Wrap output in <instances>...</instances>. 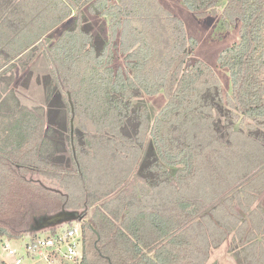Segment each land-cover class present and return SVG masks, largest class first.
<instances>
[{"label":"trees","instance_id":"trees-1","mask_svg":"<svg viewBox=\"0 0 264 264\" xmlns=\"http://www.w3.org/2000/svg\"><path fill=\"white\" fill-rule=\"evenodd\" d=\"M182 2L199 16L220 14L227 25L240 19V41L219 56V65L231 73L230 94L222 92L213 67L192 58L198 40L160 0H0V236L24 234L23 209L36 205L52 211L72 204L24 175L73 178L74 173L59 170L60 162L79 169L86 147L97 152L110 145L120 153L121 144L132 151V140L121 131L126 124L138 139L151 138L135 172L141 186L159 187L165 200L170 196L179 207L190 206V217L199 213L200 194L220 197L233 171L240 177L250 166L253 159L245 165L238 148L240 137L253 138L247 132L264 127V0ZM91 16L107 17L108 31L95 29ZM38 60L42 74L36 70L35 78L29 76L43 102L29 108L14 84ZM159 94L165 98L159 107L147 103ZM217 115L223 122L216 125ZM222 131L229 141L221 139ZM226 153L240 157L229 172ZM171 170L177 171L179 186L167 194ZM125 173L121 165L105 170V179L119 188L104 209L94 208L82 222L85 250L77 264L178 260L170 249L183 239L174 230L178 222L170 205L130 203L135 198L127 192L130 186L122 188L130 175ZM76 176L85 184L81 172ZM205 230L214 234L209 226ZM0 264L6 262L0 258Z\"/></svg>","mask_w":264,"mask_h":264},{"label":"rangeland","instance_id":"rangeland-1","mask_svg":"<svg viewBox=\"0 0 264 264\" xmlns=\"http://www.w3.org/2000/svg\"><path fill=\"white\" fill-rule=\"evenodd\" d=\"M161 3L168 8L171 12H173L175 15H177L181 20H183L185 24V28L187 31V34L190 37H193L198 40V45L194 49L192 53V58L199 59L210 65L214 68L216 75L220 79V85L222 87V92L224 94H230L232 92V79H231V73L230 70L226 67H221L219 65V56L221 53L226 50L228 47H231L232 45L238 43L240 41V29H241V21L240 19H237L228 25L224 22L222 16L220 14L218 15H208V16H199L195 14L193 11H191L183 2L182 0H160ZM95 29L100 30L103 29V27L106 28V31H108V18L104 16H91L90 17ZM106 31H104L106 33ZM61 32L57 31L56 33ZM120 63H122L121 57H120ZM40 60H38L35 64V67L31 71H27L24 74H20L18 76V80H16L14 87L16 89L17 95L23 104L29 105V108H35L36 106H39L42 104L43 99L39 97V87L38 84H36L35 80L31 81V76H29V73H34V78L36 77V70H40L39 73L42 74L40 69ZM29 77V80H28ZM33 79V77H32ZM28 80V82H27ZM27 82V84H26ZM25 83V84H24ZM165 101V98L163 97V94H159L153 97H149L147 99L148 104H152V102L156 103L159 107L160 104ZM217 120V121H216ZM223 119L221 116L217 115L216 119H214V123L217 125L218 123H222ZM224 126V125H223ZM235 129H239L240 124L237 122L235 123ZM84 130L87 132L86 127L84 126ZM246 128V127H245ZM257 129L254 130V133H258L260 136H255L256 134H253V138H239V141H241L243 144L241 145L238 150L243 151L240 155L243 156V160H245V165L248 159L251 161L250 166L246 168L245 171H242L241 177L238 175V171L234 170L233 175H231L230 183L236 184L235 187L239 190H242L241 184L244 185H252L254 182H256L258 179H261V182H263V166H264V127L257 126ZM248 131L249 129L246 128ZM85 131H82L85 135ZM122 134L127 136L132 140V144H128L129 147H131L132 151L127 150L125 146L119 145V151L115 148V146H104L103 149L97 150V152H94L92 149L90 150L89 147H86V150L84 148L83 156L81 157V165L83 163L82 167L76 166L75 163H68V162H60V169L64 172H72L75 174L73 178L71 177H65L64 179L60 177H51L45 175H41V173H28L24 175L25 179L33 182L36 184V186L43 187L47 189L48 191L58 193L59 195L66 197L70 200L68 206L69 208L75 207L79 202H83L86 198L89 204L93 207L91 208V214L95 209H104V205L110 201V198L115 196L114 193H111L112 190L117 189V185L114 184L115 181H107L105 179V170L107 169V172L110 170L111 166L113 165H121L125 169V175L129 173V178L125 185L122 188H126L127 186H130V191L128 194L132 196V198H135L134 201H130V203L134 204H142L147 205L150 208H158L160 206H163V203H166L169 205L171 203L172 199L168 198V200H165L166 198H163V195L160 194L158 190H160L159 187L152 188L150 186L149 189H147L143 183H140L139 180L135 176V172L137 171L136 167L139 166L141 162V158H144L146 156V147L148 142V136L144 138V140L138 139L133 131L130 125L126 124L124 128H121ZM221 136V139L225 142L229 141V133L223 134V131L219 133ZM70 135V131L67 130L65 132V136ZM82 135V137L84 136ZM223 137V138H222ZM255 137H259V139H256ZM221 140V141H222ZM137 147V148H136ZM248 147V148H247ZM66 148L68 149V152L71 150V147L69 144L66 145ZM134 148V149H133ZM90 150V151H89ZM138 150V153H137ZM90 152V153H88ZM135 152L137 153V156H135ZM119 153V156L117 154ZM127 155V156H126ZM226 155H230V163L225 166V171L229 172L231 168L234 166L237 160H239L240 157L235 156L234 153H226ZM127 157H130L127 159ZM132 157V158H131ZM250 157V158H249ZM122 158V159H121ZM35 159H40L41 156L39 154L35 156ZM135 159V160H134ZM115 163V164H114ZM86 165V166H85ZM116 168V167H115ZM3 171L2 168H0V172ZM81 174L85 178V184L79 179V176H76L77 174ZM177 171L171 170L170 174L168 176V181L171 185L166 188L167 194H171L172 189L174 190L175 186L178 187L177 179L175 177V173ZM251 172V173H250ZM172 175V176H171ZM247 175V176H246ZM260 177V178H259ZM108 178V177H107ZM165 178V177H164ZM41 179L42 183L44 182L45 185H41L36 180ZM232 181V182H231ZM228 183V182H226ZM173 184V186H172ZM227 184V185H229ZM86 185L85 189L83 186ZM238 185L240 187H238ZM225 186V184H224ZM172 187V188H171ZM164 188V189H165ZM208 189V187H206ZM225 188L224 190H226ZM109 193V194H108ZM150 193V194H149ZM108 194V196H105ZM227 194V193H226ZM225 194V195H226ZM91 195V198H87ZM224 195V196H225ZM223 196V197H224ZM92 197L95 198V203L93 204ZM165 197V196H164ZM205 200L206 203H209L212 197L209 199H206L204 194H200L199 199ZM228 198V197H226ZM108 199V200H106ZM161 199V200H160ZM214 199V198H213ZM217 200L213 201V204L217 202ZM230 203V201H228ZM75 204V205H74ZM40 209L43 208L42 206H36L33 205L31 208L23 209V215L21 219V224L25 226V232L20 237H13V240L17 244H22L24 242H27L29 240V236L27 235V228L29 226V221L31 219L32 213L34 212V209ZM48 208V207H46ZM49 209V208H48ZM57 210V209H56ZM171 211V210H170ZM175 213V212H174ZM173 213V215H174ZM90 214V216H91ZM89 216V218H90ZM88 218V219H89ZM176 219V217H175ZM236 220V219H235ZM87 222V221H86ZM224 224H226L224 222ZM259 225V224H258ZM23 226V227H24ZM246 227V226H245ZM246 229V228H245ZM4 237H9L8 235H2L0 236V258L4 260V251L2 247V239ZM11 237V236H10ZM225 244V243H224ZM223 247V246H222ZM84 242H83V255H84ZM218 250H221L218 248ZM215 254H214V252ZM216 250H212V253L209 257L207 264H212L216 262ZM206 264V263H205Z\"/></svg>","mask_w":264,"mask_h":264},{"label":"flooded vegetation","instance_id":"flooded-vegetation-1","mask_svg":"<svg viewBox=\"0 0 264 264\" xmlns=\"http://www.w3.org/2000/svg\"><path fill=\"white\" fill-rule=\"evenodd\" d=\"M71 132L73 134V127ZM262 168L264 170V166ZM235 185L230 183L220 197L211 199L209 203L200 198L199 213L192 217L190 206L184 209V206L179 207L172 199L169 205L178 222L174 230L183 239V245L170 249L172 255L174 250L178 254L177 261L172 258L173 264H207L214 249L217 259L212 264H264V172L263 182L258 179L252 185L241 184L242 190ZM217 198L219 200L213 204ZM75 207L86 209V219L93 205L86 200ZM208 226L214 234L208 235L205 230ZM195 249L198 251L195 252L197 258L194 263H190L193 258L191 253Z\"/></svg>","mask_w":264,"mask_h":264},{"label":"built area","instance_id":"built-area-1","mask_svg":"<svg viewBox=\"0 0 264 264\" xmlns=\"http://www.w3.org/2000/svg\"><path fill=\"white\" fill-rule=\"evenodd\" d=\"M27 235L29 240L22 244L2 239L6 264H77L83 257L82 221Z\"/></svg>","mask_w":264,"mask_h":264},{"label":"water","instance_id":"water-1","mask_svg":"<svg viewBox=\"0 0 264 264\" xmlns=\"http://www.w3.org/2000/svg\"><path fill=\"white\" fill-rule=\"evenodd\" d=\"M36 181L41 185H45L44 182L42 183L41 179H37ZM85 211L86 209L84 208H69L65 206L52 211L46 207L40 209L36 208L34 209L29 221L27 234L30 235L47 231L53 228L64 226L65 224L73 221L86 222L88 221V218L84 219Z\"/></svg>","mask_w":264,"mask_h":264},{"label":"crops","instance_id":"crops-1","mask_svg":"<svg viewBox=\"0 0 264 264\" xmlns=\"http://www.w3.org/2000/svg\"><path fill=\"white\" fill-rule=\"evenodd\" d=\"M148 138H149V137H148ZM148 142H149V143L151 142V138L148 139ZM149 143H147V147H146V149L148 148V144H149ZM142 159H143V158H141V161H142ZM140 163H141V162H140ZM136 169H138V165H137ZM170 172H171V171H170ZM172 186H173V184H172Z\"/></svg>","mask_w":264,"mask_h":264}]
</instances>
